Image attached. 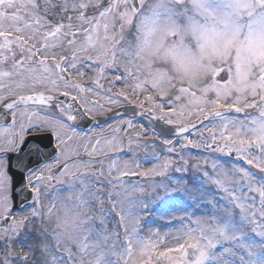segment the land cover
Returning a JSON list of instances; mask_svg holds the SVG:
<instances>
[{"label":"snow or ice","instance_id":"obj_1","mask_svg":"<svg viewBox=\"0 0 264 264\" xmlns=\"http://www.w3.org/2000/svg\"><path fill=\"white\" fill-rule=\"evenodd\" d=\"M146 7L0 0V264H264V0H220L211 33L194 28L208 60L195 84L150 78L131 59L137 21L145 45L157 26L161 42L178 33L183 0ZM248 109L259 115H230ZM149 144L156 163L143 168L134 148ZM205 199L211 215L188 212ZM53 215L49 236L11 250L25 224ZM165 217L181 227L141 234Z\"/></svg>","mask_w":264,"mask_h":264},{"label":"clouds","instance_id":"obj_2","mask_svg":"<svg viewBox=\"0 0 264 264\" xmlns=\"http://www.w3.org/2000/svg\"><path fill=\"white\" fill-rule=\"evenodd\" d=\"M157 0H146V5L151 6ZM207 5L212 11L202 14L197 10L192 0H183L180 15L175 17L178 24V33L174 36L160 40V27L147 36L148 44H144L146 33L138 27V21L128 30L131 32L128 42L131 45V59L136 61L141 71L150 78L162 75L165 80H175L195 84L205 78V69L201 66L207 64V58L201 60V43L197 39L194 28L207 29L209 34L215 24V17L220 12V0H207ZM149 7L145 8V14ZM137 45H144L137 57ZM129 57H125V60ZM258 112V110H257Z\"/></svg>","mask_w":264,"mask_h":264},{"label":"rangeland","instance_id":"obj_3","mask_svg":"<svg viewBox=\"0 0 264 264\" xmlns=\"http://www.w3.org/2000/svg\"><path fill=\"white\" fill-rule=\"evenodd\" d=\"M57 2H59V0H57ZM128 33H129V30L126 29L125 30V36L127 37V39L130 38V36H131ZM90 75L91 74H89V76ZM84 79H85L86 83H91L90 79L87 76ZM105 87H108L107 82H105ZM121 87H123L122 84H117L115 86V88L113 89V91H115L116 89H119ZM91 98L92 97H90V99ZM230 115L237 116L239 119H244L245 116L247 115L248 118L250 119L251 116H253V115L258 116L259 113L255 109H248V110H246L245 113H239V114L230 113ZM209 126H211V125H209ZM155 151L158 153H161V149H160L159 145L156 146ZM134 152L136 153V155L133 158L138 160L142 164L143 168H149L152 166L153 163H156L155 160H150L148 162H146L144 160L145 155H150L153 152V147L151 144L147 145V152H145V146L144 145H141L139 148H134ZM125 153H127V148L125 149ZM161 155H163V153H161ZM123 158L129 159L130 157L128 154H124ZM225 163H227V161H225ZM208 170L211 171L210 168ZM176 175L179 176L181 174H176ZM200 177H201V173L199 171L193 170L191 168L189 169V171L186 174H184V178L187 179L191 185L196 186V187H198L199 185H197L195 183V181L199 180ZM127 182L130 185H141V184H145L146 180L144 177H140V179H138V180H133V181L127 180ZM211 187L212 186H209V188H211ZM59 195L66 196L67 192L66 191L61 192V193H59ZM212 195L219 197L222 195V193L213 192ZM198 205L199 206L195 207V208L190 207L188 209V212L189 213L195 212L196 216L211 215V208L209 206H207V199H205L204 201L198 202ZM174 214L179 215L180 213L176 212ZM170 219H171L170 217H165L164 220H156L155 223L146 222L144 224V226L142 227L141 234L146 235L149 228H152V229L158 228L161 232V236H163V234L165 232H169V231L175 232V230L177 228L181 227V224L179 221H172L171 223H169L168 221ZM56 223H57L56 215H53L50 218H45V220H43V221L36 220V221L32 222L31 224H25V227L21 230L19 237L12 241L11 250L14 253H18L19 255L22 256L25 252L29 251L30 245L37 244L41 239H43L46 236H49L50 233L52 232V230L56 227ZM110 226H111V224H110ZM171 241H172V237L169 236L168 237V244H166V246H172ZM3 249H4V243L0 242V254H2ZM160 250H163V249H160ZM37 255H38V253H37ZM174 255H178V254L174 253ZM33 258H35V257H30V259H33ZM12 264H20V262L16 259H13Z\"/></svg>","mask_w":264,"mask_h":264}]
</instances>
